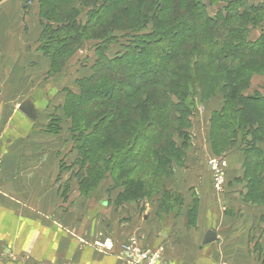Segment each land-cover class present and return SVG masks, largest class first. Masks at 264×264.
<instances>
[{
    "label": "trees",
    "instance_id": "16d2710c",
    "mask_svg": "<svg viewBox=\"0 0 264 264\" xmlns=\"http://www.w3.org/2000/svg\"><path fill=\"white\" fill-rule=\"evenodd\" d=\"M22 1L26 8L32 0ZM37 2L41 26L37 50L49 59V72L57 71L83 40L102 38L93 74L79 81L78 92H68L63 105L72 123L80 189L92 190L110 177V187L121 189L116 203L158 196L160 208L182 206L181 195L165 184L186 155L190 133L185 129L191 123L186 98L193 90L207 99L222 87L232 105L212 113V146L230 134L229 143L239 145L244 156L245 198L264 203V95L242 93V85L247 86L253 74H264V0ZM84 7L90 10L80 24L76 19ZM147 23L152 24L151 31L130 33L121 44L122 52L107 55L118 39L110 34L112 29H136ZM255 29L260 34L250 39ZM90 95L99 101L83 105ZM61 121L54 116L45 130L58 133ZM213 126L219 127L216 135Z\"/></svg>",
    "mask_w": 264,
    "mask_h": 264
},
{
    "label": "crops",
    "instance_id": "0c3cea01",
    "mask_svg": "<svg viewBox=\"0 0 264 264\" xmlns=\"http://www.w3.org/2000/svg\"><path fill=\"white\" fill-rule=\"evenodd\" d=\"M16 1L0 0V264H127L118 247L96 252L90 240L98 235H112L117 244L134 235L143 248H162L164 264H264V203L245 198L242 152L229 153L222 192L212 189L205 165L219 101H209L204 129H192L185 159L165 184L181 195L182 206L160 208L158 196L116 203L121 189L111 183L109 191L89 195L74 190L70 169L78 154L71 132L45 130L63 102L56 105L50 61L37 50L41 26L31 43L20 36L26 21ZM259 34L255 29L249 37ZM40 74L49 78L45 85ZM25 100L35 119L18 109ZM62 123L68 127L69 120ZM61 163L69 170L60 171ZM209 229L216 239L202 244Z\"/></svg>",
    "mask_w": 264,
    "mask_h": 264
},
{
    "label": "rangeland",
    "instance_id": "374dc122",
    "mask_svg": "<svg viewBox=\"0 0 264 264\" xmlns=\"http://www.w3.org/2000/svg\"><path fill=\"white\" fill-rule=\"evenodd\" d=\"M16 3L19 6H21V8L23 10L22 12L24 15L23 20L26 21L25 22L26 26L23 29L24 34H22L20 36H22V37L24 36V39L27 42L31 43V42H33L31 39L33 37H35L37 34L38 29L36 27H38V24L40 23V17H39V13H38V2H37V0H32L31 2H29V5L26 8L23 6L22 0H17ZM216 6H218V3H216L215 5H213L209 8L214 9ZM89 10H90V7L82 8V11L80 12L79 16L76 19L80 24H83V22L87 18V13ZM256 14L257 13H255V16H256ZM44 22H46V21L44 20ZM53 25L57 26L56 23L55 24L53 23ZM151 29H152L151 23H147V24L143 25L141 28H136V29H124V28L112 29L110 34L118 35V39H117L116 43H112L109 46V49L107 51V55L109 57H112L115 54L122 52L123 49L121 48V44H124V43H126L127 40H129L130 37H128V35L130 33L131 34H138V32L148 33L149 31H151ZM101 39H102L101 37H91V38H88L86 40H83L82 43L75 49L73 54L70 55V57L63 63L62 66H60V68L57 71L49 73L50 75H53V76H51V78H55V80L57 82L55 90L59 91L58 98L55 99L56 105L58 103L60 104L61 102H63V105H64L68 92L72 91V90L75 92H78L80 89L79 81L81 79L88 77V76L93 74V71H94L93 66L97 60V53H98V49H99L98 45L100 44ZM31 49L32 48H29V51H31ZM149 64L147 66V69H150ZM139 73L140 72H137L136 74L138 75ZM36 77L39 78L38 80L43 81L44 85L49 81L48 77H44L41 74L36 76ZM37 78H36V80H37ZM120 78H122V79H124V81H126V79L123 76H121ZM167 79H168V77L166 76V78L163 81L166 84H167ZM33 80L31 81L32 84L34 82ZM107 83H109V84L113 83V84H115V88L120 89V90H124L123 87L121 88V86L117 84V82L108 81ZM166 84H164V88H166ZM242 87H243L242 93H244V94H253L254 92L255 93L259 92L260 94L264 95V74H259V73L253 74L249 80L248 85L246 86V84L245 85L243 84ZM226 98H227V91L222 89V87H217V89L214 91L212 96H210L207 99H203L201 97V95H197L196 93H194L193 90H190L189 95L187 96L186 99H187L188 105L191 108V112H190V122L191 123H190L189 127H187L185 130H187V132L190 134H192V129L194 130V127H196V130L198 129L199 131L200 130L202 131L204 129L202 120H203L206 112L208 111L207 109H209L208 108L209 101L210 100L219 101L222 104V106H224V104H226L227 109H228V107H230L232 104H230L228 102V100H226ZM98 99H99L98 97H95L93 95L86 96L83 105L88 106V105L94 103L95 101H99ZM63 105L60 108H59V106H56V109H53L54 114L52 115L51 118H53L54 116H57L58 118H60L62 120L60 122L61 123V130L60 131H62V128H64L66 132H69V131L71 132V128H72L71 124L72 123H71L70 119H68L69 120L68 127L63 126L66 124L62 123L66 119L65 111L63 109ZM214 121H215V119H214ZM210 123H211V118L209 120V130H210ZM40 127H42V126H40ZM36 128H39V127L37 126ZM214 129H215V132L213 133V135H216L217 130H219V127L216 130V128L213 126V130ZM233 129H234V127H233ZM231 131H232V129H231ZM71 135H72V133H71ZM229 135L226 134V137L221 138L219 141L216 142L217 144L214 143L213 146H212V143L215 141H213L212 143H211V140L209 141L210 152L207 155H205V158H204L205 159V165H206L208 172H209V167H208L207 160L210 157L216 156V157H223V158L227 159L228 155L235 154L236 152H241L239 145L237 147V144L233 145L232 143H229V140H230ZM175 139L177 140V142H179L181 138L175 135ZM190 139H191V137L189 138V140ZM71 144H73V143H71ZM263 148H264V145H263ZM250 158L256 159V156L251 155ZM69 168L70 167L66 166L65 164L61 163V165H60V171H63V170L65 171L66 169L69 170ZM71 168L72 169H70V179H72L71 181L74 183V190H77L78 193H80L82 195H89L91 193H96V192L99 193V191L102 192V191H109L110 190V188L108 186L110 183L112 184V182H113L110 177H105L92 190L80 189V187L78 185V182H79V174H78L79 166L74 165ZM209 175H210V172H209ZM210 178H211V176H210ZM169 179H172V178L169 177ZM104 196H105V194H104ZM105 201H106V199H105ZM113 221L114 220H112L111 224L113 223ZM111 228L112 227L110 225V227L108 229H111ZM112 230H113V228L111 229V231ZM129 236H127L126 239H124L122 242H119L117 244L113 240L112 235H103V236L98 235V236L94 237L93 239H91L90 243H91L92 248L98 253H100V252L101 253H113V252L115 253V251H114L115 247H118L117 248L118 251H116L117 256L121 260H123L124 262L129 264L124 259V256H123L124 249L122 247V245L124 243H126V240L128 239ZM105 239H109L112 242V247L108 250L106 248H103V247L98 246L96 244V242H103Z\"/></svg>",
    "mask_w": 264,
    "mask_h": 264
},
{
    "label": "built area",
    "instance_id": "2783aa9c",
    "mask_svg": "<svg viewBox=\"0 0 264 264\" xmlns=\"http://www.w3.org/2000/svg\"><path fill=\"white\" fill-rule=\"evenodd\" d=\"M207 163L211 176L212 189L215 192H222L225 186L227 159L212 156L207 160ZM96 244L107 250L112 247V242L109 239H105L103 242H96ZM122 247L124 249V259L129 264H164L162 248H155L152 250L143 248L138 242V238L134 235H130ZM220 264L228 263L221 262Z\"/></svg>",
    "mask_w": 264,
    "mask_h": 264
},
{
    "label": "water",
    "instance_id": "95a60500",
    "mask_svg": "<svg viewBox=\"0 0 264 264\" xmlns=\"http://www.w3.org/2000/svg\"><path fill=\"white\" fill-rule=\"evenodd\" d=\"M18 109L22 113H24L27 117H29L30 119H35L36 118L35 107L33 106V104L30 101H28V100L23 101L20 104ZM215 239H216V233L213 230L209 229L204 234V238L202 240V244H207L209 242H212Z\"/></svg>",
    "mask_w": 264,
    "mask_h": 264
}]
</instances>
